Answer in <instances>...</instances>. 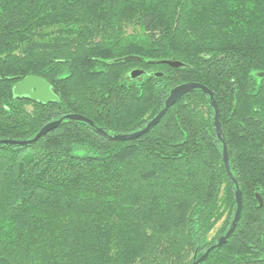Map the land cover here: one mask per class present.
I'll list each match as a JSON object with an SVG mask.
<instances>
[{
    "label": "trees",
    "instance_id": "trees-1",
    "mask_svg": "<svg viewBox=\"0 0 264 264\" xmlns=\"http://www.w3.org/2000/svg\"><path fill=\"white\" fill-rule=\"evenodd\" d=\"M29 76L59 103L16 97ZM186 83L213 92L243 194L202 264H264V0H0V142L95 125L0 144V264H193L216 245L236 188L207 95L134 141L95 130H144Z\"/></svg>",
    "mask_w": 264,
    "mask_h": 264
},
{
    "label": "water",
    "instance_id": "water-1",
    "mask_svg": "<svg viewBox=\"0 0 264 264\" xmlns=\"http://www.w3.org/2000/svg\"><path fill=\"white\" fill-rule=\"evenodd\" d=\"M142 59L139 57H127L121 60L116 61V63L119 62H141ZM164 64L170 66L171 68H180L183 67V65L179 62H163ZM145 74L142 70H134L130 73V77L135 80L138 78H141ZM157 77H162L163 74H156ZM14 95L16 97H26L32 100L35 103H41V104H51L59 103L58 97L54 94V92L51 89V84L47 82L44 78L39 76H29L26 79L16 83L14 85ZM197 91L202 92L203 94L207 95L210 98L211 105L214 110V125L216 128V133L218 136V139L220 142L223 143V152H222V158L223 163L226 169V172L234 184L236 188V212L233 218V221L231 223L230 229L226 233L225 236H222L216 245L211 247L203 256L198 258V253L196 252L194 256V262L193 264H202L204 263L209 255L216 249H221L223 246L226 245L228 239L233 235L235 232L237 225L240 221L242 210H243V194L239 188L237 180L234 178L232 171H231V165H230V158L228 153L227 145L224 141V134L222 130V126L220 123V115H219V107L215 100L214 94L211 90H209L206 86L198 83H186L179 85L175 87L169 94L168 99L165 102L164 109L158 114V116L153 119L144 130H141L139 132L133 133V134H122V135H108L107 132L104 129L96 128V132L98 135L103 136L105 138H108L111 141L115 142H128V141H134L137 140L146 134L150 132L152 128H154L156 125L159 124V122L162 120V118L166 115L168 110L172 108L176 103H178L180 100H182L185 96L193 94ZM64 121L69 122H75V123H84L91 128H94V123L89 120L88 118H85L80 115H69L66 116L63 119H60L58 121H54L52 123L47 124L45 127L41 129V131L35 136L34 139L30 141L25 142H15V141H1L0 144L2 145H19V146H25V145H31L36 142H38L41 138L45 137L48 133L52 132L53 130L59 128ZM257 199L260 203V206H263V202L260 198V196H257Z\"/></svg>",
    "mask_w": 264,
    "mask_h": 264
},
{
    "label": "rangeland",
    "instance_id": "rangeland-1",
    "mask_svg": "<svg viewBox=\"0 0 264 264\" xmlns=\"http://www.w3.org/2000/svg\"><path fill=\"white\" fill-rule=\"evenodd\" d=\"M220 226H221V224L217 226V228L214 230V232L210 235L209 240H212V239H214L215 237H217V231H218V229L220 228ZM212 247H213V246H212ZM203 255H204V254H203ZM203 255H202V256H203Z\"/></svg>",
    "mask_w": 264,
    "mask_h": 264
}]
</instances>
